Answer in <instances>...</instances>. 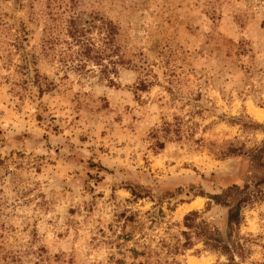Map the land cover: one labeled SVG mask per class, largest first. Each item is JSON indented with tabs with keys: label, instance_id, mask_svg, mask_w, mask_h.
<instances>
[{
	"label": "rangeland",
	"instance_id": "1",
	"mask_svg": "<svg viewBox=\"0 0 264 264\" xmlns=\"http://www.w3.org/2000/svg\"><path fill=\"white\" fill-rule=\"evenodd\" d=\"M254 110L264 0H0V264H230L188 225L232 185L264 264Z\"/></svg>",
	"mask_w": 264,
	"mask_h": 264
},
{
	"label": "trees",
	"instance_id": "2",
	"mask_svg": "<svg viewBox=\"0 0 264 264\" xmlns=\"http://www.w3.org/2000/svg\"><path fill=\"white\" fill-rule=\"evenodd\" d=\"M252 161H256V164L264 170V146L258 147L253 151ZM262 174L255 183V187L258 190L261 185H264V172ZM133 193L136 195L135 191ZM259 196V193L252 190L250 186L241 188L238 185H232L227 189L225 194L216 195L211 198L227 210L228 230L225 237L221 235L216 227L208 225V223L195 226L188 225V227L196 229L195 233L209 249L228 256L231 261L230 264H238L235 261V252L239 250V246L233 240V234L243 222L244 209L259 199Z\"/></svg>",
	"mask_w": 264,
	"mask_h": 264
},
{
	"label": "bare ground",
	"instance_id": "3",
	"mask_svg": "<svg viewBox=\"0 0 264 264\" xmlns=\"http://www.w3.org/2000/svg\"><path fill=\"white\" fill-rule=\"evenodd\" d=\"M254 114L257 117V119H259V120H263L264 119V113L261 110H254ZM200 205H201V202L197 201L191 207H197V206H200Z\"/></svg>",
	"mask_w": 264,
	"mask_h": 264
}]
</instances>
